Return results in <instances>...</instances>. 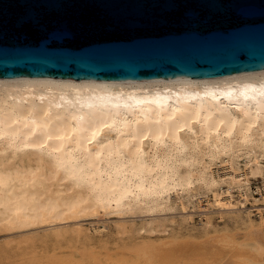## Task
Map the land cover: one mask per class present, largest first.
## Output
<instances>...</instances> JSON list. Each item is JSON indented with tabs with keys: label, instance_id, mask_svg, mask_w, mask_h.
Returning a JSON list of instances; mask_svg holds the SVG:
<instances>
[{
	"label": "bare ground",
	"instance_id": "bare-ground-1",
	"mask_svg": "<svg viewBox=\"0 0 264 264\" xmlns=\"http://www.w3.org/2000/svg\"><path fill=\"white\" fill-rule=\"evenodd\" d=\"M262 92L264 69L160 80L0 78V232L46 227L11 235L0 254L66 239L103 244L115 233L146 264H264V192L252 188L253 178L264 181ZM178 201L200 209L199 234L182 230L197 228L195 213L179 221L162 213ZM215 213L237 229L215 224ZM111 214L113 232L109 222L85 223ZM57 248L23 261L133 264L135 256Z\"/></svg>",
	"mask_w": 264,
	"mask_h": 264
},
{
	"label": "water",
	"instance_id": "water-1",
	"mask_svg": "<svg viewBox=\"0 0 264 264\" xmlns=\"http://www.w3.org/2000/svg\"><path fill=\"white\" fill-rule=\"evenodd\" d=\"M264 69V0H0V78L160 80Z\"/></svg>",
	"mask_w": 264,
	"mask_h": 264
},
{
	"label": "rangeland",
	"instance_id": "rangeland-1",
	"mask_svg": "<svg viewBox=\"0 0 264 264\" xmlns=\"http://www.w3.org/2000/svg\"><path fill=\"white\" fill-rule=\"evenodd\" d=\"M264 181H262L260 178H253L252 179V188H253V193L255 194V196H260V193H255L257 190H258V188H263L262 189V191L264 192ZM258 192V191H257ZM235 194H236V192H235ZM206 203H207V200H205V199H203V204L202 205H206ZM187 205L189 206L188 208H184L185 206L187 207ZM184 206V207H183ZM187 210V211H186ZM189 212V213H193V215H194V213H195V215H194V223H195V225L197 226V228H194V229H192V231L190 230V229H187L186 230V228H183L182 230L184 231V229H185V231L186 232H192V233H194V234H199L201 231H202V228L200 227V223L198 222L199 221V216H198V213H199V211H200V209H193V207L191 206V204H188V203H186V204H184L183 205V203H181V202H176L175 203V208L174 209H172V210H170V211H164V212H162L163 214H167L168 215V217H169V215H170V217H172V216H174V218H176L178 221L181 219V217H180V215L182 216L184 213L183 212ZM255 212H256V210H255ZM162 213H160V215H162L163 216V214ZM216 214V217H215V219H214V222H215V224H217V225H219L221 228L222 227H224L225 225V221H227L228 222V225H229V229H230V231H235L237 228L235 227V225L232 223V221L231 220H229V219H224V218H222L218 213H215ZM166 215V216H167ZM169 217V218H170ZM103 218V219H102ZM102 218H91V219H89V220H86L85 221V223H89L91 220H94L95 222H97V219H98V224L99 225H101V226H103V224L105 223V222H109L110 224H112L111 225V231L113 232V225H114V221L118 218V216L117 215H113V214H111V215H109V216H106V219H105V217H102ZM168 218V219H169ZM101 221H100V220ZM104 220V221H103ZM107 220V221H106ZM100 222H101V224H100ZM233 227H234V229H233ZM37 228H40V229H37ZM44 228H46V227H33V228H28V229H24V230H15V231H13L12 230V232H11V230H9L10 232H7V231H2V232H0V244H4L5 242H6V240H8V239H10L11 238V235H12V238H17V237H19V235H21V234H24V233H28V232H32V231H39V232H43L42 230L44 229ZM184 231V232H185ZM200 231V232H199ZM17 234V235H16ZM13 235H14V237H13ZM112 235H113V238H115V239H111V241H109L108 243L106 242V243H103V244H101V243H99L98 244V242H92V241H90V242H92V243H90V242H88V241H86L85 242V240H77L76 241V239H66V240H63L62 242L63 243H54V241L52 242H50V243H48V244H43V242H38L35 246H30V247H28V248H25L24 250H12V251H10L8 254H6V255H2V254H0V264H18L19 262H21L22 264H25L24 263V261L23 260H25V261H29L30 259H31V257L34 259L35 257H38L39 255H41L42 253L41 252H45L46 250H49L50 251V253H52V251H53V249L54 248H57V247H59V248H57V250L58 249H60L61 251H62V249L64 250V251H62L63 253H66V252H68V253H66L65 255L66 256H69V255H71L72 256V254H73V256H75L77 253H78V251L79 250H82V248L84 249V246H85V249H84V251H85V253L87 252V251H91V253H95V254H97V255H99V256H102L104 259L106 258V257H111V256H115V253L119 256V255H121V253L123 254V253H125L127 256L130 254V255H132V256H134L133 258L132 257H129L130 259L132 258L134 261L132 262L133 264H135V262L136 263H138V260H136L135 261V259H137L136 258V256L138 257V259H140L141 257H139L137 254H136V252L134 253L133 251H134V249H132V251H130V248L131 247H128L129 248V250H128V248H127V246H125L124 245V243L126 242H129V241H123L122 240V236L121 237H117V234H115V233H112ZM15 236H17V237H15ZM9 237V238H8ZM112 238V237H111ZM117 238V239H116ZM124 238V237H123ZM5 240V241H4ZM127 240V239H126ZM153 240V239H152ZM64 241H65V246H64ZM72 241V242H71ZM78 241H80L79 242V244H78ZM72 244H71V243ZM77 242V243H76ZM54 243V244H53ZM67 243V244H66ZM70 243V244H69ZM43 244V245H42ZM69 244V247L67 246ZM104 244H106L105 246H104ZM111 244V245H110ZM115 244H116V246H115ZM46 245H48V246H46ZM52 245V246H51ZM76 245V246H75ZM84 245V246H83ZM111 246V247H109L108 248V246ZM114 245V246H113ZM57 246V247H56ZM61 246V247H60ZM74 248H73V247ZM81 246V248L79 249V248H77V247H80ZM83 246V247H82ZM87 246H89V247H87ZM91 246V247H90ZM97 246V247H96ZM102 246V247H101ZM107 246V247H106ZM49 247V248H48ZM51 247H54V248H51ZM70 247H72L75 251H71L70 249H72V248H70ZM120 247H121V249H120ZM125 249H124V248ZM31 248H32V250H31ZM69 248V249H68ZM89 248V249H88ZM93 248V249H92ZM118 249V251H117V249ZM34 249V250H33ZM37 249V256L34 254ZM67 249V251H65ZM72 249V250H73ZM88 249V250H87ZM94 249H95V251H94ZM112 249V250H111ZM114 249V250H113ZM119 249H120V251H119ZM127 249V250H126ZM30 250H31V252H33V255H32V253L30 252ZM52 250V251H51ZM69 250H70V252H69ZM78 250V251H77ZM87 250V251H86ZM101 250V252H99ZM108 250V251H107ZM112 252H111V251ZM116 250V251H115ZM122 250V251H121ZM19 251H21V252H19ZM24 251V252H23ZM35 251V252H34ZM59 251V250H58ZM83 251V252H84ZM114 251H115V253H114ZM18 252V253H17ZM73 252V253H72ZM74 252L76 253V254H74ZM108 252V254H106V253ZM110 252V253H109ZM22 253V254H21ZM25 253V254H24ZM49 253V254H50ZM79 253H80V251H79ZM82 253V252H81ZM84 253V254H85ZM113 253V254H112ZM120 253V254H119ZM83 254V253H82ZM104 254H106V256H103ZM109 254H111V256L109 255ZM125 254H123V255H125ZM34 255H35V257H34ZM109 255V256H108ZM116 255V257H118ZM123 255H121V256H123ZM7 256V257H6ZM27 257V256H29V257H27V260H26V258H24L23 259V257ZM121 256H119V257H121ZM126 256V257H127ZM4 257V258H3ZM21 257V258H20ZM123 258H125L124 256H123ZM1 259H2V261H1ZM4 259V260H3ZM128 258H126V260H127ZM128 260L129 262H131L132 260ZM141 260H145L144 258H141ZM139 261V263L140 264H142V261ZM21 263H19V264H21ZM97 264H99V263H97ZM143 264H146L145 263V261L143 262Z\"/></svg>",
	"mask_w": 264,
	"mask_h": 264
},
{
	"label": "snow or ice",
	"instance_id": "snow-or-ice-1",
	"mask_svg": "<svg viewBox=\"0 0 264 264\" xmlns=\"http://www.w3.org/2000/svg\"><path fill=\"white\" fill-rule=\"evenodd\" d=\"M262 95H264V92H262Z\"/></svg>",
	"mask_w": 264,
	"mask_h": 264
}]
</instances>
